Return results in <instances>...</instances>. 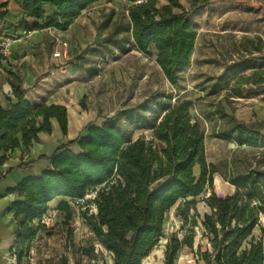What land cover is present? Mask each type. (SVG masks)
Listing matches in <instances>:
<instances>
[{
  "label": "trees",
  "instance_id": "1",
  "mask_svg": "<svg viewBox=\"0 0 264 264\" xmlns=\"http://www.w3.org/2000/svg\"><path fill=\"white\" fill-rule=\"evenodd\" d=\"M98 1L23 0L28 17L34 19L24 24L27 31H66ZM165 1L161 5V0H129L133 4L127 9L129 24L118 26L117 31L131 32L138 51L155 52L157 64L176 88L179 75L191 64L198 37L193 15L211 0H186L189 9L179 0ZM43 3L57 12L46 16L39 8ZM3 60L0 57V68ZM8 75L16 101H10L7 108L0 107V166L15 149L24 147L29 152L40 133L51 134L52 120L58 122L64 135L68 132L66 107L32 104L25 98L19 76L12 71ZM247 82L249 79H241L237 86ZM254 84H264V79ZM236 95L242 96L239 91ZM192 106L191 102H178L159 123L143 120L137 125L139 130H153L158 146L120 132L115 126L119 117L103 125L90 124L87 134L59 146L50 157L52 169L24 180L15 190L24 199L12 206L19 227V257L28 256L31 241L45 229L42 219L49 212L50 202L63 199L57 210L69 221L73 216L70 203L94 191L97 212H84L82 217L98 243L113 264H143L159 244L168 213L183 201L200 197L206 188H213L218 173L217 167L207 162L206 133L192 118ZM218 113L228 120L215 137L252 149L260 147L264 134L257 125L242 123L223 110ZM139 117L145 119L143 114ZM74 146L78 152L72 150ZM228 182L237 189L234 195L220 198L211 193L205 200L210 214L204 215L201 227L208 248L200 252V260L204 264H264V165L230 176ZM182 216L186 219L185 213ZM192 226L197 227V222ZM258 227L260 235L256 237ZM194 228L182 239L172 237L168 241L163 264H175L183 248L193 254ZM76 254L93 261L95 246L79 248ZM76 264L82 263L79 260Z\"/></svg>",
  "mask_w": 264,
  "mask_h": 264
},
{
  "label": "rangeland",
  "instance_id": "2",
  "mask_svg": "<svg viewBox=\"0 0 264 264\" xmlns=\"http://www.w3.org/2000/svg\"><path fill=\"white\" fill-rule=\"evenodd\" d=\"M179 2L190 8L186 0ZM166 3L161 0V5ZM132 5L129 0H103L96 6L95 12L99 14L89 16L96 35L72 47L74 101L94 125L119 117L115 126L120 132L132 135L134 140L143 138L154 146L159 145L154 131L139 130L137 125L143 120L159 123L178 102L192 103L190 114L206 133L207 162L215 165L218 173L214 175L213 188H206L200 197L189 198L168 213L159 244L145 264H163L168 241L188 235L194 228L193 221L197 222L193 254L183 248L175 264H204L200 252L208 244L202 238L201 220L210 214L205 200L211 193L220 198L234 195L237 189L228 182L230 176L264 165V137L260 147L252 149L214 135L228 120L218 113L221 110L242 123L257 125L264 134V84H254L264 79V0H211L208 6L197 11L193 25L198 37L191 64L179 75L176 88L157 64L155 52L138 51L131 32L117 31L118 26L129 24L127 9ZM241 79L249 82L238 87ZM237 91L242 96L236 95ZM141 114L145 119L139 117ZM89 125L83 128L82 136L87 134ZM72 150L79 151L77 146ZM94 198L95 192L90 191L85 199L71 202L73 216L69 221L57 207L43 217L48 225L44 224L45 229L39 235L50 242L45 241L42 247L52 251L48 255L39 249L38 264H76L79 260L82 264H111V256L82 217L84 212L96 214ZM62 201L57 198L53 205L58 206ZM261 225L264 226L263 218ZM259 235L258 227L255 236ZM91 245L95 246V260L80 259L77 250Z\"/></svg>",
  "mask_w": 264,
  "mask_h": 264
},
{
  "label": "crops",
  "instance_id": "3",
  "mask_svg": "<svg viewBox=\"0 0 264 264\" xmlns=\"http://www.w3.org/2000/svg\"><path fill=\"white\" fill-rule=\"evenodd\" d=\"M100 0L76 18L66 31L54 28L27 31V25L34 21L28 17L23 0H0V40L1 37L21 38L13 43L10 56L2 61L0 68V107L7 108L10 101L15 102L10 86L8 71H12L21 80L25 98L32 104L60 105L67 108L68 132L64 135L56 120H52V133H40L39 141L34 143L30 151L24 147L15 149L8 155L7 161L0 166V264H29L32 256L38 264L39 249L51 255L52 249L42 247L47 238L38 234L32 241L28 256L19 257L18 231L19 227L12 211V206L24 199L15 191L26 179L38 178L52 169L50 157L56 149L82 136L83 128L92 123L79 103L74 101L72 69L70 61L75 44L85 43L96 35L92 25V17ZM39 8L46 16L57 12L56 8L43 3ZM88 13V15H87ZM99 14V13H98ZM101 14V13H100ZM98 18V16H96ZM39 24H43L41 21ZM26 32H30L25 36ZM59 43H67L69 59H54L53 52L59 48ZM75 102V103H71ZM84 132V131H83ZM53 201L49 204L50 215L56 209ZM46 251V252H45ZM49 257V256H48ZM145 259L143 264H145ZM110 263L113 264L110 259Z\"/></svg>",
  "mask_w": 264,
  "mask_h": 264
},
{
  "label": "built area",
  "instance_id": "4",
  "mask_svg": "<svg viewBox=\"0 0 264 264\" xmlns=\"http://www.w3.org/2000/svg\"><path fill=\"white\" fill-rule=\"evenodd\" d=\"M30 32H26L25 36H28ZM21 40V38H11V37H1L0 40V57L3 59H6L10 56L11 53V47L14 42ZM59 48L53 52L52 57L54 59H63L67 60L69 59V50L67 43H59ZM42 223L45 225H48V222H45L42 220ZM28 263L29 264H35L34 259L32 256L28 257Z\"/></svg>",
  "mask_w": 264,
  "mask_h": 264
}]
</instances>
